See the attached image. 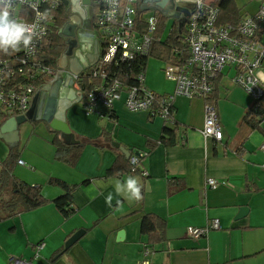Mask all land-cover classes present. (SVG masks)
I'll return each instance as SVG.
<instances>
[{"label":"crops","instance_id":"obj_1","mask_svg":"<svg viewBox=\"0 0 264 264\" xmlns=\"http://www.w3.org/2000/svg\"><path fill=\"white\" fill-rule=\"evenodd\" d=\"M62 4L70 15L69 23L67 20L58 33L65 44L77 40L75 34L81 32L82 6L75 0H62ZM89 38H79L72 55H79L83 46V55L90 58L92 35ZM69 66V59L65 58L58 67L56 78L61 79L62 95L72 92V88L78 91ZM223 79L220 77L219 82ZM148 87L157 94L171 93L162 87ZM218 89L216 111L222 141L202 137L201 100L175 98L178 143L159 146L140 157L137 165L145 173L142 180L148 188L143 190L140 202L127 187L128 179L105 177L115 158L112 150L88 145L77 164L69 167L54 160L52 135L46 123L33 121L18 128H5L10 118L0 116V162L9 150L16 151L12 173L15 179L39 188L47 200L64 193L50 180L78 186L72 194L74 212L60 211L48 204L0 223V264H7L9 257L32 260L34 264H141L143 260L151 264H264V155L259 151L264 142V121L245 141L243 157L236 156L231 149L237 143L238 124L250 106L236 92L227 96L228 90L218 103ZM229 106L234 109L233 115L224 112ZM81 108L80 102L65 113L74 136L96 140L105 131L113 142L139 154L146 151L147 141L159 139L164 126L159 117L127 112L121 104L113 107L112 118L105 117L103 110L102 118L93 117ZM18 160L23 164L18 165ZM171 178L181 180L185 189L169 196L167 184ZM208 179L218 183L215 189L206 185ZM85 181L88 183L80 185ZM144 213L165 221V242L152 245L139 235ZM211 220H218V230L199 239L186 237L185 228H203ZM78 230L85 231L82 238L63 255H57ZM119 232H123L122 238L117 236ZM39 242H44L45 247L34 259V248ZM145 248L151 252L147 258L143 256Z\"/></svg>","mask_w":264,"mask_h":264},{"label":"built area","instance_id":"obj_2","mask_svg":"<svg viewBox=\"0 0 264 264\" xmlns=\"http://www.w3.org/2000/svg\"><path fill=\"white\" fill-rule=\"evenodd\" d=\"M60 1L12 0L16 16L28 29L24 35L31 39L27 47L21 40L16 49L11 46L7 51L0 49V116L3 118L24 116L29 109L35 94L30 84L13 83L10 78L35 62L38 46L47 29L45 11L55 8ZM93 1L96 7L93 34L98 57L79 75H71L73 83L80 82L87 86L85 91L77 88L81 94L82 108L87 114L102 118L103 110L105 117H110L115 104L122 102L127 112H144L151 118L159 117L164 124L172 127L175 98L197 99L203 102L202 137L204 140L221 142L222 127L216 106L210 98L217 78L229 74L233 75L232 82L256 104L254 110L260 109L264 101V0H253L257 4L256 12L244 15L236 27L217 26L218 8L212 6V1L193 0V10L182 27V42L188 56L179 63H164L162 69L166 79L174 84L173 91L168 94L149 90L143 74L132 75L128 67L135 59L148 56L158 28L157 15L138 12L140 0ZM36 66L40 70L37 61ZM259 151L264 155V142ZM138 160L132 156L131 165L137 166ZM17 164L22 165L23 162L18 160ZM217 184L213 179L206 180L209 188L215 189ZM218 229V220H211L203 228H185V235L199 239L207 232ZM44 247V242L35 246L34 259ZM150 253L145 248L144 258ZM7 264L34 263L32 260L9 257ZM141 264L151 263L143 260Z\"/></svg>","mask_w":264,"mask_h":264},{"label":"trees","instance_id":"obj_3","mask_svg":"<svg viewBox=\"0 0 264 264\" xmlns=\"http://www.w3.org/2000/svg\"><path fill=\"white\" fill-rule=\"evenodd\" d=\"M212 6L218 8L216 19L217 26L236 27L244 16V14L240 13V10L235 7L234 0H212ZM91 8L93 14H95L96 7L93 0H91ZM45 14L48 19L46 34L43 36L38 46L35 62L33 61L31 66L22 68L20 74L15 73L14 76L10 78L13 83L30 84L29 86L34 93L55 80L58 73L59 60L65 51L63 40L58 34L68 20L67 11H65L63 7L62 0L55 8L49 11L46 10ZM156 19L158 20V28L150 52L147 57H139L128 66L132 70V75L144 74L149 58L156 59L163 63H179L188 56L187 48L182 42L184 38V29L182 28L181 31L178 32L177 27L168 25L164 18L156 16ZM36 61L40 64V70H38L36 66ZM219 79L220 77L217 78L214 83V89L210 98L212 104L215 106L218 100L217 89ZM132 80H134V78ZM76 86L81 91H85L87 87L85 84H80V82H77ZM255 107L256 104L253 102L244 112L238 124L236 136L237 143L231 149L238 157H243L245 153L243 147L245 141L251 133L260 129V123L264 121V103L260 104V109L254 110ZM173 112V114H175V110ZM112 117L114 116L111 114L110 118ZM178 128V123L175 122V118L172 127L164 124L159 139L156 141H147L146 151L141 152V154L149 155L159 146L168 147L177 145ZM49 133L52 135L50 142L54 147V160L58 163L74 167L84 148L88 145H95L96 148L100 150L109 149L115 154L114 161L107 169L105 177H114L120 180L126 178L129 182H135L137 177L143 178L138 165L133 167L130 163V159H126L118 150L111 147L113 139L105 131H102L96 140H85L82 137L74 136L78 141L75 145H66L60 139L59 133L57 132L49 130ZM127 151L131 156L139 153L130 149ZM16 159L17 153L15 150L11 149L7 157L0 162V223L21 213L35 211L48 204H53L55 208L60 211L68 210L74 212L72 194L78 186L67 185L57 180H50L49 183L56 184L64 193L57 199L47 200L43 198L39 188L25 185L13 177L12 173ZM140 159L142 158H139L138 163L141 162ZM87 183L88 182L85 181L80 185H85ZM139 189L140 199H135L136 202H140L143 196L142 192L144 188L139 187ZM183 189H185L183 182L177 178H171L167 184V194L169 196ZM254 190L255 189H253V191ZM95 225L96 224H94V226ZM165 230L166 224L163 219L149 213L141 215L139 235L147 238L149 244L157 245L165 242ZM65 252L64 249L63 251L60 250L57 255H63Z\"/></svg>","mask_w":264,"mask_h":264},{"label":"water","instance_id":"obj_4","mask_svg":"<svg viewBox=\"0 0 264 264\" xmlns=\"http://www.w3.org/2000/svg\"><path fill=\"white\" fill-rule=\"evenodd\" d=\"M75 1L79 2L83 8L84 7L87 8V14L89 19L88 21L91 23V20L93 18L91 0H75ZM157 7L162 8L161 6H157ZM147 11L148 9L143 4H141L139 7V12H147ZM168 18H172L171 14H169ZM69 21H70V15H68V23ZM183 25L184 22L178 21L177 23L178 32L181 31ZM87 31H90L92 35V44H91L92 49H91L90 58H85V56L83 55V51H85L83 46L78 51V54L81 57L77 54L72 55V50L77 45L75 44V42L65 41L64 44L65 51L59 60L58 67H60L61 64H63L65 58L69 59V65H70L69 71L71 75H79L84 69L93 65L98 57V46H97L96 38L92 33L93 30L91 26L90 28H87ZM75 36H78L77 40H79L80 34L78 35L76 33ZM78 42H80V40ZM60 81L61 79L55 78V80L51 84L43 86L37 92H35L34 96L31 99L27 113L21 117L10 118L5 123V128L6 127L18 128L27 122H33V121L44 122L47 124V126L51 131L59 133L60 139L66 145L77 144L78 141L74 138V135L70 132L66 124L65 113L73 105L81 102V94L79 91H76L75 89L72 88V92H69V94L67 95H62L61 92H59ZM111 147L115 150H118L126 159H130L132 157L131 154L125 148L120 146L118 143L113 142L111 144ZM133 156L137 158L141 157L139 153H136ZM135 182L138 185V187L140 188L143 187L144 190L147 191L148 189L147 185L143 182L141 177H137L135 179ZM84 234H85L84 230H78L77 232H75L65 242L64 251L72 247L79 239L82 238ZM117 236L119 238H122L123 232H119Z\"/></svg>","mask_w":264,"mask_h":264},{"label":"rangeland","instance_id":"obj_5","mask_svg":"<svg viewBox=\"0 0 264 264\" xmlns=\"http://www.w3.org/2000/svg\"><path fill=\"white\" fill-rule=\"evenodd\" d=\"M234 3H235V7L240 10V13L249 12L251 14H254L257 10V4L253 0H234ZM263 40H264V37H263ZM163 68H164L163 62L158 61L156 59L149 58L147 61V66L143 74L144 83L145 85H147V87L148 86L162 87L164 90L172 92L174 89L173 83H171L170 81L166 79L164 72L162 70ZM263 74H264V70H263ZM232 76H233L232 74H229L224 77L221 83L220 82L218 83V87H219L218 90L220 94V100L218 101V103L224 100L225 90H228L227 96L229 94V96L231 97V95H233V93L236 92L238 93V98L244 102H247V104L250 106L253 103L252 99L244 92L243 89H241L240 87H237L232 82L231 80ZM122 99H124V96H122ZM117 104H121V106L123 107L122 102L116 103L115 105ZM233 110H234L233 107L229 106V107H226L224 112L226 115L228 114L233 115ZM91 116L96 117L94 115H91Z\"/></svg>","mask_w":264,"mask_h":264},{"label":"flooded vegetation","instance_id":"obj_6","mask_svg":"<svg viewBox=\"0 0 264 264\" xmlns=\"http://www.w3.org/2000/svg\"><path fill=\"white\" fill-rule=\"evenodd\" d=\"M140 4H143L148 9L147 12L154 13L159 17H163L169 23V25L173 27H177L178 21L185 23L194 7L193 0H140ZM157 6H161L162 8H159ZM81 9L82 12H80V16L82 15V22L80 25L81 32L79 38L90 39L89 34L91 35V32L87 31V28H90L91 26L93 30L94 17L92 18L90 23L88 21L89 19L87 11L83 7ZM169 14H171L172 18H168ZM78 41L79 40H75L72 42H75L76 44V42Z\"/></svg>","mask_w":264,"mask_h":264},{"label":"clouds","instance_id":"obj_7","mask_svg":"<svg viewBox=\"0 0 264 264\" xmlns=\"http://www.w3.org/2000/svg\"><path fill=\"white\" fill-rule=\"evenodd\" d=\"M27 30L25 23L16 16V8L13 7L12 0H0V49L7 51L9 46L16 49L21 40L27 47L31 39L24 35ZM128 188L135 199L139 200L140 189L137 184L129 182Z\"/></svg>","mask_w":264,"mask_h":264}]
</instances>
